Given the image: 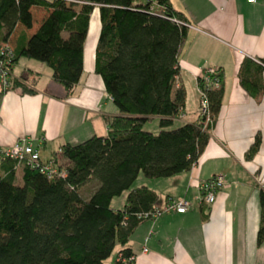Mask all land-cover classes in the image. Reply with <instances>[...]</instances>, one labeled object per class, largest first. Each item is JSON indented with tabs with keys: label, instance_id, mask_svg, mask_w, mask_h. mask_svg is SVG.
Wrapping results in <instances>:
<instances>
[{
	"label": "trees",
	"instance_id": "1",
	"mask_svg": "<svg viewBox=\"0 0 264 264\" xmlns=\"http://www.w3.org/2000/svg\"><path fill=\"white\" fill-rule=\"evenodd\" d=\"M150 4L0 0V42L10 50V63L19 57L44 62L66 92L82 73L88 21L97 7L94 71L119 111L107 120L104 135L54 150L49 159L57 172L51 175L25 159L0 156V264H105L117 246L113 264H133L129 237L141 222L152 219L159 198L147 186H134L135 179L139 174L161 178L187 170L202 153L220 108L222 74L216 68L220 84L206 91L208 117L175 123L184 106L176 76L186 18L169 0H157L159 13L150 11ZM262 64L244 58L238 72L239 84L254 97L263 88L258 75ZM12 86L25 90L17 81ZM151 118L158 120L156 132L143 128ZM258 142L256 137L247 157ZM89 183L93 187L85 193ZM124 191L122 207H112V198ZM258 198L260 244L264 189Z\"/></svg>",
	"mask_w": 264,
	"mask_h": 264
},
{
	"label": "crops",
	"instance_id": "2",
	"mask_svg": "<svg viewBox=\"0 0 264 264\" xmlns=\"http://www.w3.org/2000/svg\"><path fill=\"white\" fill-rule=\"evenodd\" d=\"M169 2L184 14L187 24L176 76V86L184 90L183 117L176 116L175 123L197 121V77L204 66L219 69L223 93L196 163L171 176L138 184L153 189L158 204L169 197H183L191 207L183 213H161L136 226L127 243L134 254L133 264H264V238L260 244L256 242L262 189L258 180H264L263 1ZM99 29L94 7L83 44V70L71 92L52 78L44 62L19 57L11 64L9 84H0V148L27 137L37 146L41 159L47 160L65 143L106 133L107 120L119 111L94 71ZM244 58L263 63L258 74L263 88L255 97L239 84ZM15 81L25 90L12 86ZM256 137L257 148L247 157ZM41 150L48 155L42 156ZM218 173L231 185L217 190L211 204L199 203L200 183ZM126 194L113 197L111 206L122 207Z\"/></svg>",
	"mask_w": 264,
	"mask_h": 264
},
{
	"label": "built area",
	"instance_id": "3",
	"mask_svg": "<svg viewBox=\"0 0 264 264\" xmlns=\"http://www.w3.org/2000/svg\"><path fill=\"white\" fill-rule=\"evenodd\" d=\"M79 1V0H76ZM248 2H255L256 0H247ZM150 11L159 13L162 8L157 4V0H150ZM5 56V57H4ZM4 57V58H3ZM11 58L10 50L4 46L0 49V84L6 87L9 84L10 66L9 59ZM4 60V61H3ZM220 80L217 74L216 67L204 66L201 73L197 77V92H198V107L197 115L199 117H208L207 110V95L206 91L217 88ZM179 118L183 117L182 110L178 112ZM0 156H8L15 159H25L29 164L39 168L40 171L48 173L57 172L52 163V159L41 160L37 146L33 141L27 137H18L10 147L0 148ZM64 175L63 172L60 173ZM231 185L222 174H214L210 178L202 181L199 185L198 195L196 197L199 203L211 204L214 201L215 192L220 189H225ZM258 186L264 189V180H258ZM190 201L183 197H169L163 203L157 204L154 211L150 214L151 218L156 217L164 212L183 213L190 206ZM143 251L146 248L142 249Z\"/></svg>",
	"mask_w": 264,
	"mask_h": 264
},
{
	"label": "rangeland",
	"instance_id": "4",
	"mask_svg": "<svg viewBox=\"0 0 264 264\" xmlns=\"http://www.w3.org/2000/svg\"><path fill=\"white\" fill-rule=\"evenodd\" d=\"M1 42H0V49H1ZM5 57V56H4ZM3 57V58H4ZM4 61V60H3ZM143 128L147 129V130H150L152 132H156L159 130V125H158V120L157 118H151V119H148L144 122V125H143ZM41 155L42 156H47L48 155V152H43L42 150L40 151ZM20 170L17 169V173H19ZM148 179L150 178H146L144 177L142 174H139L138 177L135 179L133 185H138V184H143L141 182L143 181H147ZM94 183V181H92ZM93 187V184L92 183H89L87 184L85 187H84V192L86 193L89 189H91ZM191 203V202H190ZM191 207V204L190 206L188 207V209ZM187 209V210H188ZM186 210V211H187ZM185 212V211H184ZM177 213V212H175ZM158 216V215H157ZM156 216V217H157ZM155 218V217H154ZM114 254L115 252H113L105 261V264H113V261H114Z\"/></svg>",
	"mask_w": 264,
	"mask_h": 264
}]
</instances>
